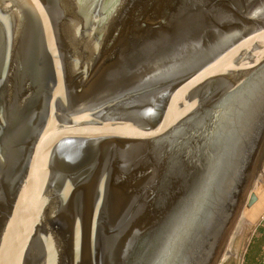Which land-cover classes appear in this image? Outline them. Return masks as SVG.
I'll return each instance as SVG.
<instances>
[{
  "label": "water",
  "instance_id": "95a60500",
  "mask_svg": "<svg viewBox=\"0 0 264 264\" xmlns=\"http://www.w3.org/2000/svg\"><path fill=\"white\" fill-rule=\"evenodd\" d=\"M263 142L260 0H0V264H217Z\"/></svg>",
  "mask_w": 264,
  "mask_h": 264
},
{
  "label": "rangeland",
  "instance_id": "374dc122",
  "mask_svg": "<svg viewBox=\"0 0 264 264\" xmlns=\"http://www.w3.org/2000/svg\"><path fill=\"white\" fill-rule=\"evenodd\" d=\"M252 194H257L254 200L251 198ZM234 197L232 211L226 214L218 229L215 248L221 254L220 259L233 254L230 258L234 259L236 264H244L251 240L258 227L264 224V142ZM253 209L259 216L254 220V216L251 215Z\"/></svg>",
  "mask_w": 264,
  "mask_h": 264
},
{
  "label": "trees",
  "instance_id": "16d2710c",
  "mask_svg": "<svg viewBox=\"0 0 264 264\" xmlns=\"http://www.w3.org/2000/svg\"><path fill=\"white\" fill-rule=\"evenodd\" d=\"M244 259V264H264V224L258 227Z\"/></svg>",
  "mask_w": 264,
  "mask_h": 264
},
{
  "label": "flooded vegetation",
  "instance_id": "af4514ba",
  "mask_svg": "<svg viewBox=\"0 0 264 264\" xmlns=\"http://www.w3.org/2000/svg\"><path fill=\"white\" fill-rule=\"evenodd\" d=\"M230 256L222 257V259L219 262H217V264H236L234 259L230 258Z\"/></svg>",
  "mask_w": 264,
  "mask_h": 264
},
{
  "label": "bare ground",
  "instance_id": "6f19581e",
  "mask_svg": "<svg viewBox=\"0 0 264 264\" xmlns=\"http://www.w3.org/2000/svg\"><path fill=\"white\" fill-rule=\"evenodd\" d=\"M254 193H255V192H254ZM255 195L257 196V194H255ZM258 196H259V195H258ZM252 211H253V213H252ZM252 211H251V215L254 216V218H253V220H254V219L258 218L259 216L257 215V213L254 212V211H255L254 209H253ZM261 212H262V211H261ZM261 212H260V213H261ZM263 213H264V212H263ZM260 215H261V214H260ZM257 216H258V217H257ZM262 216H263V215H262Z\"/></svg>",
  "mask_w": 264,
  "mask_h": 264
},
{
  "label": "snow or ice",
  "instance_id": "6c2138e0",
  "mask_svg": "<svg viewBox=\"0 0 264 264\" xmlns=\"http://www.w3.org/2000/svg\"><path fill=\"white\" fill-rule=\"evenodd\" d=\"M261 6L264 7V0H260Z\"/></svg>",
  "mask_w": 264,
  "mask_h": 264
}]
</instances>
